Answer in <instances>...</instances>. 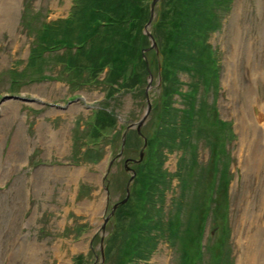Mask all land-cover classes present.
<instances>
[{
	"label": "rangeland",
	"instance_id": "374dc122",
	"mask_svg": "<svg viewBox=\"0 0 264 264\" xmlns=\"http://www.w3.org/2000/svg\"><path fill=\"white\" fill-rule=\"evenodd\" d=\"M7 1L0 0V264H76L74 261L79 256L81 264H93L101 256V244L105 243L106 249L108 238L121 229L116 214L107 221L105 217L111 206L124 200L126 195L132 173L124 167L125 158H138L143 144L136 128L127 130L124 146L121 143L127 124L142 120L147 110L144 90L147 74L141 92L121 90L117 98L108 99L105 106L115 115L116 124L103 129L104 135L95 136L91 128L96 116L94 109L104 102L107 85L94 81L72 85L71 79L76 76L56 57L63 50L52 52L43 63L44 70L25 69L16 85L12 84L9 71L26 66L35 38V32H30L22 22L28 6L26 1L34 29L44 21L66 18L75 1L15 0L11 19L4 18L2 13ZM171 3L172 0H157L149 26L160 56L155 61L156 51L149 50L150 45L145 47L144 56L153 75V86L148 89L152 109L141 129L145 135L156 134L164 79L162 38L155 37L154 31L161 14L167 12ZM220 20L221 26L209 37L218 61V85L210 90L201 87L200 93L215 104L220 118L229 121L235 133L226 144L231 159V171L227 175L231 181L227 222L230 237L225 248H229L232 264H245L249 257L251 261L256 258L253 264H264V162L261 163V154L255 155L252 148L240 153V148L258 144L251 132L246 138L248 145L240 137L242 126L245 131L252 130L253 116L259 114L264 104V97L256 105L249 104L246 95L249 87L253 88L254 95L264 94V0H232L230 10L221 11ZM132 67L127 66V73ZM107 70H103L100 80ZM84 74L77 73L80 77L75 79L83 81ZM178 75L183 83L181 88L188 89L193 79L186 72ZM173 99L174 105L184 106L179 95ZM259 142L263 150L264 139ZM94 143L101 157L93 159L98 154L96 150L82 156ZM155 144L148 142L145 156L150 155L147 152ZM197 144L200 174L208 165L210 150L204 138L198 139ZM121 151L122 157L118 156ZM166 152L164 167L173 174L180 164L182 151L177 148ZM113 158L115 161L104 183L108 186L107 193L101 179ZM222 180H219L221 184ZM178 182L174 177L166 193V212L180 192ZM222 191L218 187L214 191L213 212L203 237V244L207 246L216 245L222 228ZM131 195L132 192L121 205H127V211L132 205ZM106 205L109 207L105 208ZM179 254L165 239H159L152 255L134 264H178ZM211 254L210 251L206 254L207 260ZM108 259L106 256L104 264H111Z\"/></svg>",
	"mask_w": 264,
	"mask_h": 264
},
{
	"label": "trees",
	"instance_id": "16d2710c",
	"mask_svg": "<svg viewBox=\"0 0 264 264\" xmlns=\"http://www.w3.org/2000/svg\"><path fill=\"white\" fill-rule=\"evenodd\" d=\"M230 3L231 0H172L167 12H163L157 22L154 34L162 38L160 51L164 57V79L156 134L147 135L149 143H156V146L147 152L152 158L147 156V160L137 168L131 207L128 211L127 205L117 209L115 218L121 229L111 234L105 249L111 264H134L147 259L156 249L160 237H166L178 247L180 264L205 263L202 227L209 215L205 199L211 197L212 192H205L206 185L202 186L198 176L197 140L206 139L215 169L217 167L216 173L221 172L225 177L228 160L223 159L226 137L231 129L229 123L218 118L211 104L203 97L198 98V92L201 82L208 83L210 76L217 78L208 38L219 28L221 11L228 10ZM79 7L83 9L77 11ZM149 9L147 0H75L66 18L44 23L36 31V42L27 68H43V63L51 56L44 52L64 48L62 54L57 53L56 56L63 67L75 78L80 77L77 73H85L82 79L86 82L72 78V85L89 81L107 85L103 105L101 103L94 109L96 116L91 128L95 136L104 135L103 129L116 124L115 115L105 106L108 99L117 98L120 90L124 89L142 91L150 70L148 60L143 57V49L150 45L149 38L143 33ZM29 11L28 6L26 18ZM23 22L30 26L29 21ZM153 56L156 61L157 53ZM129 65L133 67L127 73ZM155 67L158 69V64ZM107 68L104 79L100 80ZM180 72L188 73L193 79L188 89L181 88ZM176 95L183 100L182 108L174 105ZM127 144L131 143L127 140ZM177 148L182 151L176 173L180 176L181 191L173 199L172 208L166 212L165 193L170 189L171 174L164 168V161L166 151ZM95 150L98 154L93 159H99L101 155L96 143L88 146L82 156ZM221 162L225 163L222 168ZM226 236L220 238L215 247L213 261L206 263L227 262L223 247ZM209 249L212 251L211 246ZM79 257L74 261L76 264H81Z\"/></svg>",
	"mask_w": 264,
	"mask_h": 264
},
{
	"label": "water",
	"instance_id": "95a60500",
	"mask_svg": "<svg viewBox=\"0 0 264 264\" xmlns=\"http://www.w3.org/2000/svg\"><path fill=\"white\" fill-rule=\"evenodd\" d=\"M156 2H157V0H153L152 1V4H151V7H150V19H149V21H148V23L144 26L145 28H144V32L146 33V35H148L147 37H149V39H150V42H151V46H150V49H155L156 50V52L157 53H159V47H158V45H157V42H156V40H155V38L153 37V34H152V32L149 30V26H150V24H151V22L153 21V15H154V9H155V5H156ZM152 73H150L149 74V79H148V85H147V87H146V89H145V94H146V99H147V104H148V107H147V110H145V112H144V114H143V119L142 120H139V121H132L128 126H127V128L125 129L126 131L124 132V135H123V139H122V143L121 144H123V146H124V143H125V139H126V132H127V130H129V129H131V128H136L137 129V131H138V133L141 135V136H143L144 137V142H145V144H144V147H143V149L141 150V153H140V157H139V159L138 160H135V159H128V160H126V162H125V164H124V166L126 167V169L127 170H131L132 172H133V174H132V177H131V179H130V181H129V185L131 184V181L134 179V177H135V173H136V171H135V169L133 168V167H131V165H130V162H132V161H136V162H139V161H141L142 160V158H143V155H144V149H145V147L147 146V138L143 135V133L141 132L142 130V126H143V124H144V122L146 121V119L148 118V116H149V114H150V109H152V104H151V100H150V95H149V88H151L152 87V85H151V78H152ZM122 146V145H121ZM122 146V147H123ZM121 147V149L120 150H122L123 151V148ZM122 151L118 154V156H120V157H122ZM115 161V159L113 158L111 161H109V163H108V167H107V169H106V171H105V174L104 175H102V183H103V186L102 187H104V189L107 191V193H108V186L107 185H105L104 184V182H105V178H106V175L108 174V172H109V170H110V166H111V164L113 163ZM128 194H129V188H128ZM124 201H126V199L124 200ZM123 201V202H124ZM116 206H118V203L117 204H115V205H113V207H112V211H111V213L108 215V217H110L113 213H114V211H115V209L117 208ZM108 217H105L106 218V220H108ZM104 226L105 225H103V231H104ZM103 239H104V237H102V241H103ZM100 251H101V262L100 263H97V262H95L94 264H103V262H104V258H105V256H104V245H102L101 244V248L99 249ZM99 257L97 256L96 257V259H98Z\"/></svg>",
	"mask_w": 264,
	"mask_h": 264
},
{
	"label": "bare ground",
	"instance_id": "6f19581e",
	"mask_svg": "<svg viewBox=\"0 0 264 264\" xmlns=\"http://www.w3.org/2000/svg\"><path fill=\"white\" fill-rule=\"evenodd\" d=\"M15 0H9L7 1L6 3V6L4 11L2 12L3 14H5L4 18H7V19H11L13 16H14V11H15ZM250 90H248L247 92V98H249L250 102L249 104H258L259 101H262L261 99H263L264 97V94H262L261 96L260 95H257L258 93L256 92V94L254 95V92H253V88L249 87ZM255 117V118H254ZM252 127V128H251ZM250 128L252 130H244L243 126L241 127V139L244 141L245 144H247V136L249 135L248 133L251 132L253 138H255V141L257 140L258 144L256 147H253V146H250L248 145L243 147L242 149L240 147V153H244V150L245 151H250V149L252 148V151L255 155H260L259 158H261V163L263 164L264 162V149L262 150L260 148L261 146V142H259L261 139H264V104L262 106V108L259 109V114H256V116H253V120H252V126ZM249 128V127H248ZM252 144V143H251ZM247 148V149H246ZM262 150V152H261ZM260 231V229L258 230ZM257 231V232H258ZM254 262H256V258L254 257L253 261H251V257L248 258L247 262L245 264H253Z\"/></svg>",
	"mask_w": 264,
	"mask_h": 264
}]
</instances>
